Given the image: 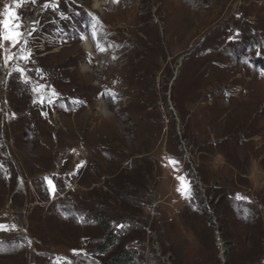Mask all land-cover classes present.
<instances>
[{
  "label": "rangeland",
  "instance_id": "1",
  "mask_svg": "<svg viewBox=\"0 0 264 264\" xmlns=\"http://www.w3.org/2000/svg\"><path fill=\"white\" fill-rule=\"evenodd\" d=\"M84 2L28 0L0 47V264H264V22L83 37Z\"/></svg>",
  "mask_w": 264,
  "mask_h": 264
},
{
  "label": "bare ground",
  "instance_id": "2",
  "mask_svg": "<svg viewBox=\"0 0 264 264\" xmlns=\"http://www.w3.org/2000/svg\"><path fill=\"white\" fill-rule=\"evenodd\" d=\"M84 3L92 4L87 12L96 24L87 25L83 37H93V31L95 37H158L144 32L139 25L141 14L151 10L163 18L162 37H241L237 27L230 23L236 3L241 21L246 24L251 21L255 30L264 22L263 0H85ZM103 24L107 26L102 27ZM245 110L243 118L251 115L253 126L254 108ZM252 133L263 134L264 126L253 128Z\"/></svg>",
  "mask_w": 264,
  "mask_h": 264
},
{
  "label": "snow or ice",
  "instance_id": "3",
  "mask_svg": "<svg viewBox=\"0 0 264 264\" xmlns=\"http://www.w3.org/2000/svg\"><path fill=\"white\" fill-rule=\"evenodd\" d=\"M28 2V0H14V4L16 5V8L13 9L11 7H5L3 16L0 18V47H2L3 43L7 42L10 44L11 47H15L17 43L20 42V40L23 37V32L21 31L23 24H22V17L19 14L18 9L23 6L24 3ZM31 2L34 4L36 0H31ZM115 2V0H114ZM49 5L45 4L44 7L47 8ZM58 5H56L55 0H53L52 7L53 10L56 9ZM35 31V29H33ZM238 35V33H237ZM231 39V38H230ZM30 53L28 55H22L19 58L22 60H28L30 59ZM8 60L12 59V57H7ZM17 72H21V79H24L23 77V70L17 68ZM42 103V101H41ZM170 165L175 166L178 162L177 161H169ZM80 166L78 165V168ZM45 183L48 185L49 194L51 196L55 195V185L52 183V181L49 178H45ZM181 187L178 188V192H180L182 195L187 196V193L189 191V185L184 182V179L182 178L180 181ZM241 197L237 195V199L239 200ZM2 225H0V230H3ZM75 254V250H74Z\"/></svg>",
  "mask_w": 264,
  "mask_h": 264
},
{
  "label": "trees",
  "instance_id": "4",
  "mask_svg": "<svg viewBox=\"0 0 264 264\" xmlns=\"http://www.w3.org/2000/svg\"><path fill=\"white\" fill-rule=\"evenodd\" d=\"M109 264H114V262H111V263H109Z\"/></svg>",
  "mask_w": 264,
  "mask_h": 264
},
{
  "label": "water",
  "instance_id": "5",
  "mask_svg": "<svg viewBox=\"0 0 264 264\" xmlns=\"http://www.w3.org/2000/svg\"><path fill=\"white\" fill-rule=\"evenodd\" d=\"M223 258V257H222ZM224 264V263H223Z\"/></svg>",
  "mask_w": 264,
  "mask_h": 264
}]
</instances>
